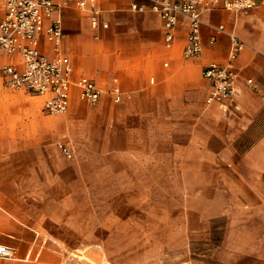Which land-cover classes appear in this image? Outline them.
Here are the masks:
<instances>
[{"label": "crops", "instance_id": "1", "mask_svg": "<svg viewBox=\"0 0 264 264\" xmlns=\"http://www.w3.org/2000/svg\"><path fill=\"white\" fill-rule=\"evenodd\" d=\"M132 1H99L106 28L91 27L86 11L60 8L73 79L91 78L102 89L98 104L72 87L68 109L48 114L42 97L5 86L0 72V244L15 250L0 264H82L78 245L114 243L113 234L101 239V227H115L101 197L143 208L153 191L157 204L172 197V228L207 247L200 264H264V0L203 17L245 43L236 67L242 112L228 116L205 102L202 75L225 60L227 35L211 44L203 26L201 54L185 59L187 18L167 44L160 18L132 11ZM8 60L1 54L0 68ZM113 84L124 93L119 103L108 93Z\"/></svg>", "mask_w": 264, "mask_h": 264}, {"label": "built area", "instance_id": "2", "mask_svg": "<svg viewBox=\"0 0 264 264\" xmlns=\"http://www.w3.org/2000/svg\"><path fill=\"white\" fill-rule=\"evenodd\" d=\"M99 1L0 0V55L9 58L0 68L5 86L42 97V109L48 114L64 113L68 109L72 87L77 89L81 101L89 105L98 104L102 89L83 72L73 79L71 61L63 50L65 33L60 8L62 5H72L86 11L91 27L106 28L107 22L101 21ZM255 5V0H134L130 9L156 14L162 22L163 38L167 44L175 39L179 17L187 18L188 30L183 49L185 59L201 54L203 26L212 30L209 37L211 44L216 42L217 34L227 35L229 49L225 60L207 64L202 75L209 83L205 102L219 105L223 115L228 116L242 112L237 97L236 67L245 43L233 31L227 30L224 24L206 23L203 17L211 10L237 14ZM44 46L48 47V52L43 50ZM247 86L257 91L252 80H248ZM108 93L114 103L121 102L124 96L118 84H113ZM61 150L67 158L72 157L66 147L61 146ZM0 258H15V250L0 244Z\"/></svg>", "mask_w": 264, "mask_h": 264}, {"label": "rangeland", "instance_id": "3", "mask_svg": "<svg viewBox=\"0 0 264 264\" xmlns=\"http://www.w3.org/2000/svg\"><path fill=\"white\" fill-rule=\"evenodd\" d=\"M171 198L161 196L157 204L153 191V195L148 196L147 206L140 208L139 203H125L123 196L101 197L103 204L113 207L115 216V227L99 229L101 239L113 234L114 243L80 244L81 250L75 252V257L82 264H195L190 260L200 264L207 247L189 243L185 234L180 236L179 230L172 228V216L179 213L169 210ZM175 202L179 203L177 197ZM101 223L107 225V219ZM125 239L131 243L126 245Z\"/></svg>", "mask_w": 264, "mask_h": 264}]
</instances>
